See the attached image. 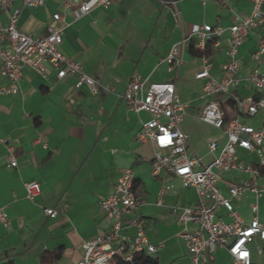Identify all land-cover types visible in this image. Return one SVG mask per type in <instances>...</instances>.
Returning a JSON list of instances; mask_svg holds the SVG:
<instances>
[{"label":"crops","instance_id":"obj_1","mask_svg":"<svg viewBox=\"0 0 264 264\" xmlns=\"http://www.w3.org/2000/svg\"><path fill=\"white\" fill-rule=\"evenodd\" d=\"M175 1L173 5L168 0H119L77 18L70 8L63 9L60 50L79 61L83 72L97 80L98 88L92 90L85 83L77 86V74L57 80L54 74L45 78L24 66L17 92L0 94V208L8 217L7 225L0 224V264H75L83 254V241L108 230L109 222L98 203L126 168L132 169L135 192L143 200L136 215L145 221L148 239L157 247L155 253L148 254L156 255L159 264H168L161 262L164 254H170L177 264H188L186 244L178 235L183 225L177 207L191 204L195 191L181 187L174 176L151 175L154 146L149 140L138 143L135 139L150 114L130 110L121 95L134 75L147 82L174 79L177 97L187 103L184 120L190 106L203 105L204 79L195 74L204 61L209 73L219 78L229 32L224 30L217 37L218 44L204 58L191 54L190 42L195 39H186L179 48L178 65L165 60L171 47L189 36L193 24L229 26L236 14L249 13L251 0ZM12 6L20 9L18 29L38 36L48 33L47 25L60 8V0H46L43 6L33 8L15 0ZM7 22V13L0 7V24ZM260 33H264V23L250 32L238 49L241 81L237 92L241 96L253 95L243 78L253 65L251 55ZM0 83H5L1 77ZM257 115L250 119L259 124ZM196 120L209 124L200 114ZM182 130L192 155L204 162L213 158L209 142L218 145L214 154L225 142L221 132V139H209L205 152L196 153L189 141L192 130L187 126ZM6 145L15 149V167L7 165ZM221 177L219 187L224 194L228 183L245 178L234 171L222 172ZM31 180L40 183V194L33 200L26 197L24 187V182ZM164 185H172L176 191H164L162 203L157 204ZM255 200L258 219L264 222V191L257 198L246 191L233 205L243 220L249 221ZM44 207L54 208L58 215L48 217ZM218 215L226 219L223 208ZM134 232L130 228L126 233ZM253 242L251 260L264 264V252H257V246L264 248V240ZM58 250L60 256L54 261H40L42 252ZM207 264L235 263L225 249L218 248Z\"/></svg>","mask_w":264,"mask_h":264},{"label":"built area","instance_id":"obj_2","mask_svg":"<svg viewBox=\"0 0 264 264\" xmlns=\"http://www.w3.org/2000/svg\"><path fill=\"white\" fill-rule=\"evenodd\" d=\"M15 0H0V7L6 11L8 22L0 24V94H15L18 80L24 66L45 78L60 80L69 74H77V86L87 84L92 90L98 88L95 78L83 72L79 61L64 55L60 50L63 41L62 10L70 8L75 18L88 13L92 8H107L119 0H60V8L52 14V22L47 25L46 35L33 36L18 29L20 9L13 7ZM46 0H21L23 6L41 7ZM175 5V0H168ZM264 23V0H251L249 13L236 14L233 22L223 27L210 24H193L188 37L182 38L171 47L165 59L171 66L178 65L179 48L189 38L195 39V46L204 49L207 42L216 46L217 37L228 30L229 39L225 49V60L220 67V76L209 73V64L195 74L204 79L202 94L203 107L200 119L220 129L225 136L224 144L218 149L216 142L208 143L213 154L210 162H204L196 154H189L187 134L181 122L187 107L175 92V80L147 82L139 75L132 76L126 83L121 98L134 111H146L150 118L142 123L136 134L138 143L151 141L154 146L150 160V173L155 177L171 175L179 179L183 188L195 191L191 204L178 206V220L183 225L179 236L188 251V264H207L213 259L218 248L225 249L235 264H258L251 260L249 244L256 238L264 240V222L258 219L256 200L250 205L252 217L243 220L233 205L244 192H251L257 198L264 191L261 183L264 176V33L257 35L256 48L251 57L253 65L243 80L253 95L241 96L237 87L241 81L238 73L240 62L238 49L243 39L262 27ZM203 58L205 56H202ZM259 114L257 126L248 122ZM5 141V140H3ZM5 159L10 167L17 166V157L12 145H6ZM234 171L244 175L240 182L228 183L226 194L222 193L219 182L221 173ZM134 174L131 168L124 169L111 189L98 203L109 222L108 230L82 243L83 254L75 264H112L118 256L131 260L133 253H155L145 232V221L136 215L143 200L133 190ZM26 197L33 200L40 194V183L36 180L24 182ZM166 190H175L172 185H164L159 192L157 204L162 203ZM176 191V190H175ZM223 208L226 219L218 215ZM43 212L55 218L58 212L52 207H44ZM8 217L0 208V224L7 225ZM188 224H194L189 228ZM134 228L132 235L126 233ZM257 252L264 248L257 246Z\"/></svg>","mask_w":264,"mask_h":264},{"label":"rangeland","instance_id":"obj_3","mask_svg":"<svg viewBox=\"0 0 264 264\" xmlns=\"http://www.w3.org/2000/svg\"><path fill=\"white\" fill-rule=\"evenodd\" d=\"M202 107L203 105L201 106V102L197 103L194 106H190L188 108L187 115L185 116L183 122H181V127L183 129H185V126H187L189 129L192 130L189 141L191 143V147L196 153L205 152L206 144L209 139H212V138L221 139L220 129L216 128L215 126L211 124L202 123L200 121L197 122L196 116H198L201 113ZM256 121L257 119L248 120V122L254 126L258 125ZM189 154L192 156L193 154L192 150H189ZM253 245H254V242L250 243L249 247L252 249ZM175 261L177 260L176 259L172 260V257L170 256V254H164L163 258H161L162 263L177 264V262Z\"/></svg>","mask_w":264,"mask_h":264},{"label":"trees","instance_id":"obj_4","mask_svg":"<svg viewBox=\"0 0 264 264\" xmlns=\"http://www.w3.org/2000/svg\"><path fill=\"white\" fill-rule=\"evenodd\" d=\"M189 50L191 54L194 56H199V57L208 56L211 53V42H207L206 47L202 50V49L197 48L195 46L194 41L191 40ZM135 185L136 184L134 181L133 190H134L135 195H137L135 192V188H136ZM60 253H61L60 250L56 252L44 251L42 252L40 256V261L41 262L54 261L60 256ZM6 264H11V263H6ZM112 264H159V262L157 261L156 257L151 256L150 254L141 251V252L133 253L131 260H125L121 257L116 256L113 258Z\"/></svg>","mask_w":264,"mask_h":264}]
</instances>
